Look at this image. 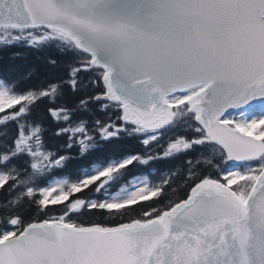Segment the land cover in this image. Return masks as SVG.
<instances>
[{"label":"snow or ice","instance_id":"1","mask_svg":"<svg viewBox=\"0 0 264 264\" xmlns=\"http://www.w3.org/2000/svg\"><path fill=\"white\" fill-rule=\"evenodd\" d=\"M0 264H264V0H0Z\"/></svg>","mask_w":264,"mask_h":264},{"label":"trees","instance_id":"2","mask_svg":"<svg viewBox=\"0 0 264 264\" xmlns=\"http://www.w3.org/2000/svg\"><path fill=\"white\" fill-rule=\"evenodd\" d=\"M93 219H95V218H93Z\"/></svg>","mask_w":264,"mask_h":264}]
</instances>
